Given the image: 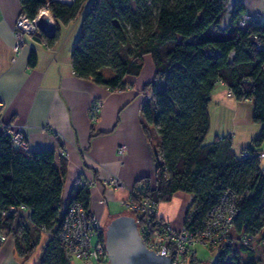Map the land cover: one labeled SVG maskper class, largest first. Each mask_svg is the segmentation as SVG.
I'll return each instance as SVG.
<instances>
[{"label":"trees","instance_id":"obj_1","mask_svg":"<svg viewBox=\"0 0 264 264\" xmlns=\"http://www.w3.org/2000/svg\"><path fill=\"white\" fill-rule=\"evenodd\" d=\"M47 3L55 35L32 38L51 49L61 28L80 18L70 53L76 77L120 92L125 77L140 74L143 56L151 57L154 74L143 86L151 95L142 102L140 123L160 161L153 180L136 181L133 201L157 207L184 193L190 203L183 226L196 232L229 191L238 208L234 243L216 251L214 264H264V22L241 27L240 0H20L21 14L32 19ZM35 63L32 53L29 65ZM217 84L237 102H251L252 121L260 125L253 144L239 153L230 135L206 140ZM64 171L53 151L20 150L0 133V248L11 237L23 261L38 249L33 264H69L59 240L64 208L78 202L89 214V191L77 187L64 206ZM242 236H252L253 245L241 246Z\"/></svg>","mask_w":264,"mask_h":264},{"label":"crops","instance_id":"obj_2","mask_svg":"<svg viewBox=\"0 0 264 264\" xmlns=\"http://www.w3.org/2000/svg\"><path fill=\"white\" fill-rule=\"evenodd\" d=\"M240 1L246 15L264 22V0ZM20 14V0H0L1 120L13 128L21 126L30 152L53 151L56 166L64 162V206L69 203L74 189L86 186L89 212L95 215L105 232L111 220L127 215L124 202L134 184L141 178L153 180L156 163L160 161L140 123L142 102L151 95L150 91L143 94L144 84L154 74L151 57L143 56L137 77H125L123 91L110 92L73 73L70 53L79 36L80 18L61 28L58 41L51 49L33 40L32 36L24 35L20 53L15 56L12 28ZM227 22L228 16H225L223 25ZM32 53L36 57L34 66L29 65ZM94 101L101 103L95 121L90 115ZM211 104L218 110L231 111L224 116L223 122L226 125L231 119L232 126L223 130L232 138L235 153L258 136L260 125L251 122V102H237L222 84H217ZM262 158L264 154L260 156V167L264 171ZM111 174L122 180V186L114 188L107 184ZM189 203L190 197L178 192L170 202L157 205V215L178 229L183 226ZM33 260V256L27 261L20 259L14 240L11 237L3 239L0 264H33ZM70 264L86 263L72 260Z\"/></svg>","mask_w":264,"mask_h":264},{"label":"built area","instance_id":"obj_3","mask_svg":"<svg viewBox=\"0 0 264 264\" xmlns=\"http://www.w3.org/2000/svg\"><path fill=\"white\" fill-rule=\"evenodd\" d=\"M43 19L47 21L42 22ZM256 19V16L246 15L239 25L244 27L247 22H253ZM38 23H43L47 29L55 26L48 3L40 8L32 19L22 14L17 18L12 28L16 41L13 49L15 56L20 52L22 37L39 32ZM100 106L99 101H94L91 105L90 115L93 121L97 118ZM1 115L2 104L0 103V133L9 138L13 147L27 151V139L21 126L13 128L14 126L1 120ZM119 152L122 153V148ZM107 184L119 188L122 186V180L117 175L111 174ZM124 204L133 214L139 237L146 248L156 255L163 254L170 260V264H201L197 258V248L217 251L234 243L232 229L238 208L235 197L229 191L224 192L219 202L207 213L196 232H189L184 226L174 228L169 222L158 217L157 207L150 201L134 202L131 192ZM102 232L95 215L87 214L78 202L70 203L63 213L59 231V240L69 264L72 260H79L86 264H108L109 257L105 250V236ZM238 243L244 247L252 246L254 238L242 236Z\"/></svg>","mask_w":264,"mask_h":264},{"label":"water","instance_id":"obj_4","mask_svg":"<svg viewBox=\"0 0 264 264\" xmlns=\"http://www.w3.org/2000/svg\"><path fill=\"white\" fill-rule=\"evenodd\" d=\"M60 2L58 0H51ZM63 3V2H60ZM72 3V2H71ZM71 3H63L70 5ZM43 19L42 22H46ZM39 32L52 38L56 26L47 29L43 23L37 25ZM105 250L109 257L108 264H170L164 255H156L148 250L139 237L132 216H119L110 221L104 232Z\"/></svg>","mask_w":264,"mask_h":264},{"label":"rangeland","instance_id":"obj_5","mask_svg":"<svg viewBox=\"0 0 264 264\" xmlns=\"http://www.w3.org/2000/svg\"><path fill=\"white\" fill-rule=\"evenodd\" d=\"M233 1V0H231ZM21 50V47H20ZM20 53V52H19ZM15 57L13 58L14 61ZM235 100V99H234ZM209 118H210V123H209V131L206 137V140H212L214 137H217L218 133H220L221 131H224L223 129L227 130L230 129V126H232V122L231 119H229L228 124L224 125L223 120L225 119L224 116L226 114H228L231 111H228L224 108H222L221 110H218V108H216V106L214 105L212 107V104L209 106ZM229 118V117H228ZM252 124L255 125V123L253 121H251ZM224 134H221L222 136H226V131L223 132ZM251 144H253V141L251 142ZM264 154V144L261 147V157ZM262 160H264V158H262ZM128 210V209H127ZM127 215L124 216H133V214L128 210L126 211ZM38 252V251H37ZM37 252L33 255V257L35 258L37 255ZM218 252L216 251H209V249L206 248H197V258L203 263V264H214L216 262V257H217Z\"/></svg>","mask_w":264,"mask_h":264},{"label":"bare ground","instance_id":"obj_6","mask_svg":"<svg viewBox=\"0 0 264 264\" xmlns=\"http://www.w3.org/2000/svg\"><path fill=\"white\" fill-rule=\"evenodd\" d=\"M73 0H60V2H63V3H71Z\"/></svg>","mask_w":264,"mask_h":264}]
</instances>
